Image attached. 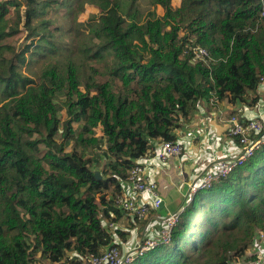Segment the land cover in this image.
Returning a JSON list of instances; mask_svg holds the SVG:
<instances>
[{
    "label": "trees",
    "instance_id": "obj_1",
    "mask_svg": "<svg viewBox=\"0 0 264 264\" xmlns=\"http://www.w3.org/2000/svg\"><path fill=\"white\" fill-rule=\"evenodd\" d=\"M78 1V15L85 5L98 13L76 24L75 48L59 51L44 34L34 46L43 64L26 75L31 47L12 51L19 24L8 19L19 3L0 0V264H82L122 246L128 233L114 226L126 212L115 199L154 142H177L211 100L258 102L264 0ZM57 2L25 0L26 25ZM191 47L208 56L195 60ZM260 233L264 147L197 193L170 244L132 264L250 263Z\"/></svg>",
    "mask_w": 264,
    "mask_h": 264
},
{
    "label": "crops",
    "instance_id": "obj_2",
    "mask_svg": "<svg viewBox=\"0 0 264 264\" xmlns=\"http://www.w3.org/2000/svg\"><path fill=\"white\" fill-rule=\"evenodd\" d=\"M231 116L239 119L262 116L264 120V89H258V102L252 107H233L227 105V102L216 103L214 100L204 103L189 123L175 131L177 142L184 147L183 156L171 158L165 163L153 159L147 165V177L157 183L163 205L142 222L135 221L130 214L124 213L114 227L128 233L127 241L124 243L117 238V244L122 247L135 246L143 238H158L169 217L182 213L188 202L194 199L195 196L190 193V185L202 171L238 155L240 147L229 135ZM155 144H160V141H155L154 146ZM128 192L129 188L126 186L124 193ZM138 198L141 202L150 200L147 196ZM242 262L241 264L247 263Z\"/></svg>",
    "mask_w": 264,
    "mask_h": 264
},
{
    "label": "built area",
    "instance_id": "obj_3",
    "mask_svg": "<svg viewBox=\"0 0 264 264\" xmlns=\"http://www.w3.org/2000/svg\"><path fill=\"white\" fill-rule=\"evenodd\" d=\"M195 60H203L208 56L205 49H192ZM259 88L264 89V75L260 77ZM229 135L235 139L240 152L233 159L224 160L213 167H208L190 185V193L196 196L200 191L211 189L222 179L229 177L235 170L243 166L254 154L264 147V120L262 116L252 119H239L231 116L229 119ZM184 147L178 142H160L143 157L130 171L127 187L128 194L118 195L116 205L130 214L136 221H145L149 215L163 205V198L158 194V185L147 177V165L153 159L161 163L171 158L183 156ZM139 196H147L150 200L141 202ZM192 200L188 202L190 205ZM181 214V213H180ZM180 214L172 215L161 230L158 238H143L135 246L123 247L126 256L121 254L120 247H111L102 255L94 257L82 264H132L135 259L159 245L170 244L172 231L179 221ZM113 225H110L112 227ZM252 251L255 260L246 264H264V233L256 236Z\"/></svg>",
    "mask_w": 264,
    "mask_h": 264
},
{
    "label": "rangeland",
    "instance_id": "obj_4",
    "mask_svg": "<svg viewBox=\"0 0 264 264\" xmlns=\"http://www.w3.org/2000/svg\"><path fill=\"white\" fill-rule=\"evenodd\" d=\"M14 1L19 3V6L17 8L14 7L11 8L10 14L8 16L9 24L14 26L16 24L19 25H18V31L16 32V34H14V39L11 41L14 44L12 51L18 54L24 51L27 46L31 47L30 50L27 51L25 54L26 60L24 67L22 69V71L26 75H28L31 70L38 71L43 64L41 58L42 56L37 57V54H34L38 50V48L34 46L40 42V39L44 37V34L48 36L47 38L51 37L53 39L55 43L54 47L59 51L64 52L68 48L74 49L76 45L75 42L76 24L85 21L90 15L94 13H98V9L95 6L85 5L84 12L78 15L77 13V11L79 10V7L77 6L78 5L77 3H79L78 0H57L58 2L54 4L52 8L51 6L48 7L47 3L40 6L37 10L36 16L32 19L30 26H27L26 15H25L27 8L25 6V0H14ZM180 2L181 0H173L172 5L174 7H179ZM147 7H148L147 4L142 1L141 8L144 11L151 8V7L149 8ZM157 11L159 15L161 16L164 15V10L160 6L157 7ZM32 30L35 31L37 30V34H39V37L36 38L35 40H33V38H30L29 36ZM31 41L34 42L33 45H31ZM42 43L43 45H45V47H47V49H53V48H48L45 42ZM32 55H34L33 58ZM29 64L31 65V67H28ZM60 118L62 119V121H64L67 118L66 112L63 111L60 114ZM119 247L121 250V254L123 256H126L123 247L122 246ZM252 254L253 251L250 252L251 256Z\"/></svg>",
    "mask_w": 264,
    "mask_h": 264
},
{
    "label": "water",
    "instance_id": "obj_5",
    "mask_svg": "<svg viewBox=\"0 0 264 264\" xmlns=\"http://www.w3.org/2000/svg\"><path fill=\"white\" fill-rule=\"evenodd\" d=\"M96 177H97L98 179H101V178H102V176H101V174H100L99 172H96Z\"/></svg>",
    "mask_w": 264,
    "mask_h": 264
}]
</instances>
